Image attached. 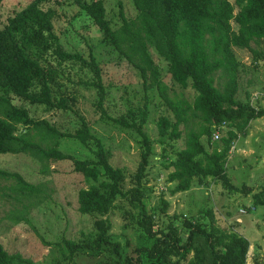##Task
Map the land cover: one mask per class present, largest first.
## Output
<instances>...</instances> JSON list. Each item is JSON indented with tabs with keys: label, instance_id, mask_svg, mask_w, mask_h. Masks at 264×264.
Instances as JSON below:
<instances>
[{
	"label": "trees",
	"instance_id": "16d2710c",
	"mask_svg": "<svg viewBox=\"0 0 264 264\" xmlns=\"http://www.w3.org/2000/svg\"><path fill=\"white\" fill-rule=\"evenodd\" d=\"M4 1L0 0V9ZM45 3L48 9L44 8ZM133 3L137 17L128 20L121 6L122 25L114 29L103 0H73L102 34V44L125 58L141 75L144 103L132 104L118 118L107 112L109 89L95 52L91 49L88 56L79 51L70 52L56 34L61 0H33L0 28V154H29L48 162L71 161L74 171L90 183L89 188L79 192L78 210L95 217L94 230L83 233L77 241L64 239L59 245L64 251L59 261L72 264L78 254L93 257L109 254L111 264H247L250 241L220 227L213 209L206 210L205 222L198 217L174 216L180 228L172 220L166 230L155 231V214H149L146 204L147 192L151 190L146 187L147 168L157 155L154 141L146 131L151 114L148 93L156 90L174 116V119L159 118V136L155 142L162 148L163 168L173 169L169 174V181L176 183L173 194L189 191L195 180L201 186L207 185L209 179L230 192H240L227 174V163L240 134L247 132L253 121L264 117V108L256 111L249 102L244 105L237 99L241 64L234 48L249 50L257 63L262 57L252 43L264 40V0L234 3L133 0ZM154 55L166 62L167 72L176 84L193 88L196 92L193 104L169 97ZM67 70L75 72L79 86L95 93V107L101 119L137 135L141 161L130 188L125 187V169L111 164V152L91 132L86 119L76 112L77 95H67L59 82ZM218 72L224 78V83L219 85ZM14 97L48 112H73L78 116L79 127L73 134L61 132L54 124L36 119L27 108L15 104ZM191 119L200 121L199 130L190 129L185 148L176 150L174 143L183 136L181 126L188 125ZM20 126L26 130L18 135ZM223 127L228 128L227 134L213 144L211 138ZM205 137L207 144L203 142ZM67 139L88 148L93 158L80 160L64 153L61 145ZM0 180H14L13 190L17 195L41 196L38 187L19 173L0 169ZM255 199V203L264 205V192ZM118 200H125L137 210L138 226L152 242L150 246H138L136 257L124 255V245L114 239L108 216ZM168 207L169 202L162 199L157 208L166 214ZM124 215L128 218L129 210ZM0 264L35 263L21 254H10L0 243ZM252 264H264V261L256 258Z\"/></svg>",
	"mask_w": 264,
	"mask_h": 264
},
{
	"label": "rangeland",
	"instance_id": "374dc122",
	"mask_svg": "<svg viewBox=\"0 0 264 264\" xmlns=\"http://www.w3.org/2000/svg\"><path fill=\"white\" fill-rule=\"evenodd\" d=\"M32 1L5 0L0 9V28L3 29L10 19ZM103 1L114 29L122 25L121 6L128 20H134L138 15L133 0ZM229 1L234 3L235 0ZM61 2V17L55 21L56 34L66 50L79 51L88 56L92 49L99 58L109 89L106 102L108 114L118 118L132 104L142 105L145 93L139 71L125 58L102 44V34L91 19L73 4V0ZM52 6L57 5L52 3ZM44 8L48 9V3H45ZM252 47L262 54L258 63L253 60L254 55L249 50L234 48L241 64L237 99L244 105L249 102L258 111L264 108V40L252 43ZM45 58L48 67V55ZM154 58L161 69L162 81L168 87L169 97L176 102L185 100L193 104L196 97L193 88H183L176 84L167 72L166 62L156 55ZM69 78L72 80L69 81ZM216 81L217 85L224 83L220 72L216 74ZM59 82L63 84L67 95H77L76 112L86 119L91 132L101 138L105 148L111 152V164L125 169V187L130 188L141 161L137 135L118 127L112 121L101 119V114L95 107V93L86 86L78 85L74 71L68 73L67 70L66 76L59 79ZM74 89L77 91H73ZM148 95L151 99V114L146 131L154 141L157 155L147 168L149 184L146 187L151 190L147 192L146 204L149 214H155V231L166 230L172 220L180 228L181 224L174 216L198 217L205 222L206 210L213 209L220 227L232 230L250 241L247 264H252L256 258L264 261V205L255 203V196L264 192V117L253 121L247 132L240 134L227 163V174L231 182L241 189L240 192H230L209 179L207 185L201 186L195 180L189 191L173 194L176 183L169 181V174L173 169L163 168L160 158L162 148L155 142L159 136V118L170 116L174 119V116L156 90H151ZM14 103L27 108L36 119L54 124L61 132L73 134L79 127L78 116L73 112H48L17 97H14ZM199 122L198 119H191L188 125L181 126L183 136L174 143L176 150L185 148L188 132L190 129L199 130ZM25 130L20 126L17 134H22ZM227 131L228 128L223 127L222 131L215 132L211 142L217 144ZM206 141L207 138H203V142L207 144ZM61 149L76 159L93 158L88 148L72 139L63 140ZM0 169L19 173L27 182L38 187L41 195H17L13 190L14 180H0V243L5 250L10 254H21L35 264H55L57 261L68 264V261H59L64 253L59 245L63 244L64 239L77 241L83 233L94 230L95 217L83 215L78 210L79 192L89 188L90 183L74 171L71 161H40L29 154H0ZM162 199L169 202L166 214H162L157 208L161 206ZM116 206L108 216L113 225L114 239L124 245V255L136 257L135 250L138 246H150L152 242L147 240L146 234L138 226L137 210L125 200H118ZM125 210H129L128 218L124 215ZM183 237L186 238V235L183 234ZM72 264H111V258L109 254L101 257L78 254Z\"/></svg>",
	"mask_w": 264,
	"mask_h": 264
},
{
	"label": "built area",
	"instance_id": "2783aa9c",
	"mask_svg": "<svg viewBox=\"0 0 264 264\" xmlns=\"http://www.w3.org/2000/svg\"><path fill=\"white\" fill-rule=\"evenodd\" d=\"M216 138H218V136H216Z\"/></svg>",
	"mask_w": 264,
	"mask_h": 264
}]
</instances>
